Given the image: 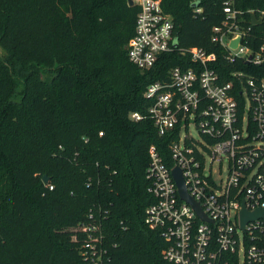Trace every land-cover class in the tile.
Segmentation results:
<instances>
[{
	"label": "trees",
	"instance_id": "obj_1",
	"mask_svg": "<svg viewBox=\"0 0 264 264\" xmlns=\"http://www.w3.org/2000/svg\"><path fill=\"white\" fill-rule=\"evenodd\" d=\"M193 1L202 7L199 16ZM226 1L162 0V9L179 47L215 54L221 83L234 71L264 79V62L229 64L210 42ZM231 1L257 51L264 16L251 25L247 11H263L264 0ZM137 12L126 0H0V264H82L84 235L68 229L87 223L90 213L101 226L104 264H167L165 242L144 217L153 202L148 149L167 157L169 139L158 137L150 120L128 116L145 115L146 87L188 61L164 54L148 71L130 63L126 46Z\"/></svg>",
	"mask_w": 264,
	"mask_h": 264
},
{
	"label": "built area",
	"instance_id": "obj_2",
	"mask_svg": "<svg viewBox=\"0 0 264 264\" xmlns=\"http://www.w3.org/2000/svg\"><path fill=\"white\" fill-rule=\"evenodd\" d=\"M132 1L138 12L126 46L130 63L148 71L164 54L177 53L188 61L186 67L169 69L166 80L146 87L145 115L128 116L132 122L150 120L157 136L169 139L167 157L149 147L145 168L153 202L145 209L144 223L165 242L162 259L167 264H264V79L234 71L230 81L221 83L212 67L214 53L179 47L162 0ZM192 4H197L191 7L194 16L201 15L200 3ZM223 13L221 24L210 30V42L224 51L229 64L261 65L264 40L257 51L247 45L251 27L242 26L244 13L235 10L231 0L223 3ZM247 13L261 20L264 16V10ZM238 37V45L231 48ZM215 163L226 166V176L219 182L212 178ZM174 169L180 171L186 193L205 219L179 197ZM243 206L248 213L261 210L262 216L241 227ZM88 219L73 229L84 235L82 264H104L107 250L100 223L92 213Z\"/></svg>",
	"mask_w": 264,
	"mask_h": 264
},
{
	"label": "water",
	"instance_id": "obj_3",
	"mask_svg": "<svg viewBox=\"0 0 264 264\" xmlns=\"http://www.w3.org/2000/svg\"><path fill=\"white\" fill-rule=\"evenodd\" d=\"M128 6L130 7H133L134 6V3L132 0H126ZM197 4H192L191 7H196ZM250 17H251V24L252 25H258L261 23V19L260 18H256V15L254 13H251L250 14ZM239 43V37L232 41L231 44H230V47L231 48H235ZM4 53V50L3 48L0 46V54H3ZM172 177H173V180L175 181L176 183V186L178 188V194H179V197L184 200L185 202L189 203L193 208L194 210L196 211L197 215L201 218V219H205V217L203 216L202 212H201V209L199 208L198 204L193 202V200L188 196V194L186 193V190H185V186H184V183H183V180L181 178V175H180V171L178 169H174L172 171ZM42 182L43 184H46L47 183V178L44 176L42 177ZM262 216V211L259 210V211H256L254 213H248L245 209V207L243 206L242 207V211L240 213V223H241V227H244V225L250 221V220H253L257 217H260Z\"/></svg>",
	"mask_w": 264,
	"mask_h": 264
},
{
	"label": "rangeland",
	"instance_id": "obj_4",
	"mask_svg": "<svg viewBox=\"0 0 264 264\" xmlns=\"http://www.w3.org/2000/svg\"><path fill=\"white\" fill-rule=\"evenodd\" d=\"M55 71L53 72H48L45 74V78L52 77L54 75ZM22 83L18 84L16 90L14 93L10 94V99L13 102H18L20 100V90H22ZM226 176V166L225 164L219 165V164H213L212 165V178L215 182H219L220 180H223ZM69 231H73L71 229H68ZM71 240L73 241L74 239L71 237Z\"/></svg>",
	"mask_w": 264,
	"mask_h": 264
}]
</instances>
